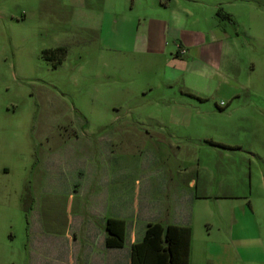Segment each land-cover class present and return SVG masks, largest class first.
Wrapping results in <instances>:
<instances>
[{
  "label": "rangeland",
  "instance_id": "374dc122",
  "mask_svg": "<svg viewBox=\"0 0 264 264\" xmlns=\"http://www.w3.org/2000/svg\"><path fill=\"white\" fill-rule=\"evenodd\" d=\"M181 3L188 32L224 28L214 62L133 43L137 20L170 17L159 0H0V264H82L102 216L182 217L194 264L231 235L221 264H264V0ZM63 139L75 158L51 153Z\"/></svg>",
  "mask_w": 264,
  "mask_h": 264
},
{
  "label": "crops",
  "instance_id": "0c3cea01",
  "mask_svg": "<svg viewBox=\"0 0 264 264\" xmlns=\"http://www.w3.org/2000/svg\"><path fill=\"white\" fill-rule=\"evenodd\" d=\"M186 0H174V6H171L169 2H165L164 0H159V9L161 11H169L170 17L168 20H154L148 19L145 20L144 24H140V21H136V29L134 30L133 35V43H136L141 38L145 39V47L146 49H152L150 51L156 53V55L163 51L165 37L169 36L171 39L175 41H179V43L175 46V55L171 59V64H184L183 66L188 68L189 65H193L198 61L206 63V61H215L221 55V50L223 47V41L226 39L227 35L224 28L220 27L218 24L210 26V29L207 30V35L199 33V32H188L187 29V21L188 17V9L182 5L181 2ZM219 8H216V5L212 6V12L210 13V19L213 17L212 15H216V12ZM109 21L112 22L111 15L103 14ZM214 18V17H213ZM119 20L116 22V26L119 25ZM113 23V22H112ZM115 23V22H114ZM133 23V21H132ZM132 23L129 25L131 28ZM140 29V31H139ZM143 33L145 36L143 37ZM166 37V38H167ZM168 37V38H169ZM119 40V38H118ZM131 40V37H130ZM186 59V60H185ZM77 140L76 136L73 137ZM68 140L71 138L68 137ZM64 139L60 144H54V148L50 151L53 155L61 154L64 157L71 159L74 153H71L69 150L68 153H62L61 149L62 145H65ZM91 152V151H90ZM49 167H54L60 161V157L55 155V157L48 155ZM190 185L193 182H189ZM187 198V197H185ZM103 209H101L102 211ZM87 218V216L85 215ZM80 216L78 217V219ZM107 220H121L124 222V237H123V245L120 248H109L106 246V239L110 237L105 231V225ZM80 221V220H79ZM99 221V222H98ZM98 221L91 226L92 232L85 233L84 239H80L79 242H84L85 245L83 247H79L83 249L79 252L78 257H80V253L82 252V264H130L131 263V247L135 243L140 242L143 239L145 228L149 224H159L161 226H176V227H187L191 231L190 236V247H189V257L188 264H194L195 251H194V237L192 234V229L187 224V220L182 218L180 220H174L173 223H165L161 224L158 222H151L152 220L148 217H143L141 224L138 226L135 223H132L130 226H127L126 221L123 218H108L107 216H102ZM76 231L79 233L81 230L80 222H77ZM175 223V224H174ZM74 235V241H77L76 236ZM81 237V236H79ZM217 247L223 250V252L219 251L215 255L210 252L209 249H205L204 258L200 261V264H213V262L217 261L216 264H221L227 258L235 261L236 256L238 255V249L232 239V235L229 236V239H221L220 237L215 238ZM241 241V240H240ZM243 242V241H241ZM246 249V245L244 246ZM247 255V254H246ZM248 258V256H246ZM202 262V263H201ZM243 264H252V261L245 259Z\"/></svg>",
  "mask_w": 264,
  "mask_h": 264
},
{
  "label": "trees",
  "instance_id": "16d2710c",
  "mask_svg": "<svg viewBox=\"0 0 264 264\" xmlns=\"http://www.w3.org/2000/svg\"><path fill=\"white\" fill-rule=\"evenodd\" d=\"M217 18H229L218 10ZM65 49L58 47L42 52L43 59L52 63V68L62 62ZM105 231L109 248L123 245L124 222L107 220ZM191 231L187 227L161 226L149 224L145 228L143 239L131 247L130 264H188Z\"/></svg>",
  "mask_w": 264,
  "mask_h": 264
}]
</instances>
